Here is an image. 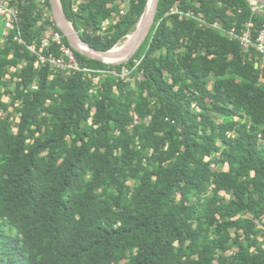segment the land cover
Listing matches in <instances>:
<instances>
[{"label": "trees", "instance_id": "1", "mask_svg": "<svg viewBox=\"0 0 264 264\" xmlns=\"http://www.w3.org/2000/svg\"><path fill=\"white\" fill-rule=\"evenodd\" d=\"M14 1L24 42L0 20V264H264V56L237 36L264 28V10L159 0L128 61L73 50L108 70L95 83L36 65L27 45L47 27L69 42L50 0ZM61 2L109 50L149 0ZM124 67L132 80L111 72Z\"/></svg>", "mask_w": 264, "mask_h": 264}, {"label": "built area", "instance_id": "2", "mask_svg": "<svg viewBox=\"0 0 264 264\" xmlns=\"http://www.w3.org/2000/svg\"><path fill=\"white\" fill-rule=\"evenodd\" d=\"M174 11H176L174 9ZM21 9L19 5L14 0H0V20L4 22V34L7 35L10 30H18L16 39L24 42L20 35V17ZM190 16L198 18L202 23L206 22V19L200 16H195L193 13H188ZM215 28L221 30L224 33L230 34V36H235L237 33L235 29L227 30L219 22L212 24ZM240 37L242 45L249 49L252 46L257 47V50L264 56V28L260 29L258 33L254 31V22H247L246 28ZM27 45L30 50L37 54L38 60L36 65H50L51 67L63 70L66 74H71L73 72H84L87 76L93 77L95 83H99L101 75L108 72L105 69H92L89 67L82 66L78 59L76 58L73 49L70 45H67L63 41L62 34L57 30H44L40 39L39 46ZM56 47L57 50H50ZM122 78L128 79L126 76L130 75V70L126 67L123 68L121 73L116 71H111ZM36 88L37 85H34Z\"/></svg>", "mask_w": 264, "mask_h": 264}, {"label": "water", "instance_id": "3", "mask_svg": "<svg viewBox=\"0 0 264 264\" xmlns=\"http://www.w3.org/2000/svg\"><path fill=\"white\" fill-rule=\"evenodd\" d=\"M158 3L159 0H149L146 10L143 13L137 28L132 33V38H136L140 36L142 33H144L149 25H150V17L152 18V24L149 28V31L154 23L156 12L158 9ZM52 14L56 20L57 25L61 28L62 32L66 36L69 45L71 48L75 51H78L85 56L101 61H105L108 63H114V64H121L126 61H128L132 56L125 60L121 61H108L107 58H114L116 57V52L114 51V48H111L109 50H101L93 47L91 44H89L86 40L83 39V37L80 35L78 30L75 28L73 23L68 19L64 7L62 5L61 0H50ZM151 6V7H150ZM150 9V12L148 11Z\"/></svg>", "mask_w": 264, "mask_h": 264}, {"label": "bare ground", "instance_id": "4", "mask_svg": "<svg viewBox=\"0 0 264 264\" xmlns=\"http://www.w3.org/2000/svg\"><path fill=\"white\" fill-rule=\"evenodd\" d=\"M151 7V6H150ZM150 12V9L148 10ZM150 25L148 29L136 38H132V34L128 35L127 40L120 46H115L114 51L117 53L114 58H107L108 61H121L132 56L144 43L147 35L149 36V28L152 24V18L150 17ZM151 32V31H150Z\"/></svg>", "mask_w": 264, "mask_h": 264}, {"label": "rangeland", "instance_id": "5", "mask_svg": "<svg viewBox=\"0 0 264 264\" xmlns=\"http://www.w3.org/2000/svg\"><path fill=\"white\" fill-rule=\"evenodd\" d=\"M251 1V3H252V5L254 6V10H256V11H262V10H264V0H250ZM41 9L44 11V19L45 18H47V17H50V13L48 12V10H47V8L42 4L41 5ZM47 30L49 29V30H52L53 28L51 27V26H49V27H47L46 28ZM45 29V30H46ZM132 34V33H131ZM130 35V34H129ZM127 37H128V35L126 36V37H124L122 40H120L117 44H116V46H120V45H122L123 43H125V41L127 40ZM12 71H14V68H12ZM128 79H131L132 80V77H130L129 76V73H128V75L126 76ZM92 91H94V90H92ZM5 100H7V101H9V96H5ZM13 120H14V122L16 123L17 121H18V117L17 116H14V118H13ZM14 129H16V128H14ZM217 166V165H216ZM218 167V166H217ZM222 168L223 169H228L229 167H228V165L227 164H225V165H223L222 166ZM263 240H264V238H262Z\"/></svg>", "mask_w": 264, "mask_h": 264}]
</instances>
